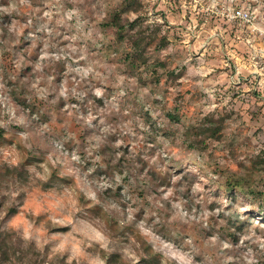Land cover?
<instances>
[{"label": "rangeland", "instance_id": "rangeland-1", "mask_svg": "<svg viewBox=\"0 0 264 264\" xmlns=\"http://www.w3.org/2000/svg\"><path fill=\"white\" fill-rule=\"evenodd\" d=\"M259 205L264 0H0V264H264Z\"/></svg>", "mask_w": 264, "mask_h": 264}, {"label": "trees", "instance_id": "trees-1", "mask_svg": "<svg viewBox=\"0 0 264 264\" xmlns=\"http://www.w3.org/2000/svg\"><path fill=\"white\" fill-rule=\"evenodd\" d=\"M112 18H111V24L112 25H114V26H116L117 27V31H118V37H120V35H121V32L123 31V29H124V24H121V23H119L118 22V20H119V17H118V13L117 12H114L113 14H112V16H111ZM134 22V21H133ZM130 23L129 25L130 26H133V24L134 23ZM136 45H138L137 43H135ZM139 47H137V49H138ZM137 56V55H136ZM238 192L239 191H233L231 194L233 195V196H237L238 195ZM241 193V192H240ZM239 195H241V194H239ZM258 210H259V213H261V216L262 217H264V206H261V205H259V207H258ZM253 218H254V216H253Z\"/></svg>", "mask_w": 264, "mask_h": 264}, {"label": "built area", "instance_id": "built-area-1", "mask_svg": "<svg viewBox=\"0 0 264 264\" xmlns=\"http://www.w3.org/2000/svg\"><path fill=\"white\" fill-rule=\"evenodd\" d=\"M231 14L234 18H239L241 20L249 21L251 14L244 7H239L231 10Z\"/></svg>", "mask_w": 264, "mask_h": 264}]
</instances>
